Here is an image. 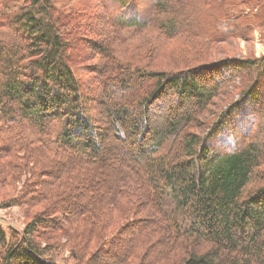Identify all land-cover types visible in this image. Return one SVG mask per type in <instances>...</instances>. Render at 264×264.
<instances>
[{"label": "trees", "instance_id": "obj_1", "mask_svg": "<svg viewBox=\"0 0 264 264\" xmlns=\"http://www.w3.org/2000/svg\"><path fill=\"white\" fill-rule=\"evenodd\" d=\"M130 2L0 0V184L24 177L6 207H41L22 233L0 226V264H57L79 232L75 264H264V56L178 72L123 64L114 38L146 24L126 16ZM190 3L156 0L147 23L165 40H221ZM88 59L99 65L81 68ZM238 77V100L209 112ZM238 111L250 116L243 146L211 151L201 132Z\"/></svg>", "mask_w": 264, "mask_h": 264}, {"label": "rangeland", "instance_id": "obj_2", "mask_svg": "<svg viewBox=\"0 0 264 264\" xmlns=\"http://www.w3.org/2000/svg\"><path fill=\"white\" fill-rule=\"evenodd\" d=\"M130 2L124 11L127 17L136 14L141 24L139 28L124 30L118 35V39L114 38L113 50L116 59L123 63L137 66L147 70H157L159 72H178L180 70L190 69L205 62H217L223 59H260L264 56V4L261 0H237V4L223 2L225 0H190L189 8L186 13L190 15V19L195 18L199 22L198 26L211 27L215 21V29L220 28L222 36L221 40H214L208 44L195 39L193 36L191 41L194 43L184 44L182 39L165 40L163 36L153 30V23H147L149 18L154 16L156 0H133ZM115 11L121 12L122 9L118 6L111 7ZM228 17V19H226ZM198 27L199 33L202 30ZM199 38L198 34H195ZM198 35V36H197ZM211 37V35L208 33ZM180 40V41H179ZM198 40V41H197ZM93 64L99 65V59L95 61L87 60L81 66H90ZM88 69L83 70L84 90L89 89ZM244 79V75L242 76ZM237 80L231 81L229 88L218 91L217 96L212 103V108L209 112L218 111L228 107L230 102L238 100L241 82ZM242 79V80H243ZM200 80V79H199ZM94 91V90H93ZM96 92V91H95ZM95 92H91L89 96L95 98ZM228 92V94H226ZM87 94V93H86ZM223 95V96H221ZM227 102L225 103L224 102ZM168 105L171 106L170 103ZM173 106V105H172ZM171 106V107H172ZM245 119L248 121L244 123ZM223 125L219 131L207 127L201 132V136L210 138L208 140L211 151L216 153H225L239 149L245 143L247 137V125L250 123V116L244 117L242 111L231 114V116L223 119ZM253 123V122H251ZM27 136L31 140L35 137L27 131ZM121 150L116 147L112 151V155L106 162L110 169L115 168L116 161L120 157ZM107 174V173H106ZM109 174V173H108ZM24 181V177L16 185L4 183L0 184V226L8 233L14 230L17 233H22L25 225L30 222L37 211L41 209H24L17 206L6 207L10 200L19 195L20 187ZM94 191V190H93ZM98 191V190H96ZM65 223H63L64 225ZM67 228L66 225L62 226ZM128 235V231L125 233ZM83 239V232L74 236L75 246L79 243L76 240ZM61 243H66L63 239ZM64 245L57 250L54 260L57 264H75L69 252L71 245Z\"/></svg>", "mask_w": 264, "mask_h": 264}]
</instances>
